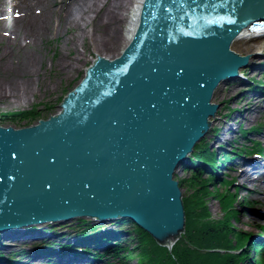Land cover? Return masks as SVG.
Segmentation results:
<instances>
[{
    "label": "water",
    "instance_id": "95a60500",
    "mask_svg": "<svg viewBox=\"0 0 264 264\" xmlns=\"http://www.w3.org/2000/svg\"><path fill=\"white\" fill-rule=\"evenodd\" d=\"M263 21L264 0H144L121 56L98 57L58 114L0 125V230L128 216L171 249L186 227L175 174Z\"/></svg>",
    "mask_w": 264,
    "mask_h": 264
},
{
    "label": "bare ground",
    "instance_id": "6f19581e",
    "mask_svg": "<svg viewBox=\"0 0 264 264\" xmlns=\"http://www.w3.org/2000/svg\"><path fill=\"white\" fill-rule=\"evenodd\" d=\"M130 2L131 0H56L54 5L50 6L47 4L46 0H20V3H16L15 5L12 4V9L21 8L20 11L22 15L15 14V17H17L18 19H13L10 17L8 24L4 22V25L13 28V33H10V35H8L9 37L7 38L8 46L10 47L6 48L0 56V69L4 70V74H6L7 76H31L33 74L38 73L39 71L37 68L38 64L41 61V57H39V44H41L43 40H45V38H49L52 35L59 36L62 32V29L66 28L69 25L78 28L81 32V36L83 39H86L88 36H90V38L94 42L96 51H98V55L96 58L101 57L103 55L101 54L102 49L104 51H107L108 49H110V47L111 49L115 48L118 42L124 38V34L121 29V25L125 21V15L123 13V10H125L126 4ZM143 2L144 0L136 1V13L134 18L129 21V28L127 30L128 34L130 35V38L133 37L138 27L139 14L141 12ZM54 6L60 8V10L58 16V24L52 28L53 11L51 8H53ZM93 13L94 16H92ZM89 27H91L90 30L88 29ZM258 33L259 30L255 27H252L244 35H242L239 38L237 44V48L239 49V51H254L259 46L264 44V40L244 43L246 37H249L250 35L257 36ZM85 53L86 52L79 53L77 57L73 58L75 61H72L71 63L65 61L66 57L63 56L61 58V62H59V65L61 66L63 71H65L69 67H75L78 61L85 58ZM257 54L258 53L249 56L246 55L250 58L248 61L249 65H254L258 63V61L253 60V58H257ZM236 76H232L223 84H221L214 98L219 95L226 101H230L236 97V93H241L242 90L240 89V87L236 86L234 83ZM260 78L263 77L260 76ZM253 83L254 82L250 83L248 86H251ZM24 85L25 82L10 80L8 86V88L10 87L9 92L13 91L15 93L14 95L10 92L13 96H19V90H22L20 86ZM5 90L8 91L6 87L4 85H1L0 83V98H11L12 95H8L7 97H5ZM263 104L264 95L257 97L254 102L250 101L249 99H246L244 106H242L241 108V110H243L244 112L240 113L239 111L238 118L233 119V121H229L228 116L226 115V120H224L223 124L219 125L216 129L212 131L211 128L217 122L218 117V113H215V115L211 117L210 129L205 133L202 140L198 142L194 147L192 153L189 155V161L185 162L177 170V173L175 174V179L177 175L181 174V172L185 170L193 171V174L197 173L195 168L191 167L193 166V164H191L192 162H190V160L195 158L197 147L205 146L198 144L201 143L203 139H205L208 135L212 134L211 136H209V139H213L215 141V144L212 143V145H219V147H221L220 152L222 153H218L220 157L222 159H225V162L227 164L233 163L232 161H235V163H237L232 165V167L226 169L224 171V174H228L230 176L239 175L241 177L240 184L242 188H244L245 190H248L250 188L251 191L249 192L255 194V201L263 204L264 155H259L258 157L250 154L255 153L254 149L256 148V143H264V124L262 126H257V129H260L261 132L250 130L252 127L244 128L245 124L249 125L251 123V120L256 117L257 114L254 113H257L258 111H260V114L264 113V108H262L264 106ZM240 117L241 120H239ZM258 117L259 116H257L255 119H257ZM221 128L224 133L216 137L217 132H219V129ZM256 134H262L261 139H259V137H256ZM241 139L244 141L246 147H244L243 145L238 146V144L240 143L239 141ZM214 154L217 155V153ZM207 155L210 159V153H208ZM215 165L216 164H214V166ZM247 173H251L253 176H248ZM248 182H251V184L255 185V187L251 189V185H247ZM179 184L181 186V182H179ZM76 218L72 217L67 220L57 221L56 223H67L71 221L73 222ZM78 218L81 219L84 217ZM90 219L92 220V222L89 223V225L83 223L81 225L82 229L79 230L77 227H74L77 223L75 221L74 226H69L70 228H73L71 234L67 233L58 235V233L56 232H51L47 230L41 231L42 226L44 224H39L34 225V227L37 228V233H34V236L30 235V237L32 236L31 238L28 234V227L20 228L19 230L21 232H16L17 228L15 227L3 229L0 230V236L6 238V243H8L9 241L12 242L8 243V246H6V249L10 251H15L16 245H18L19 248H23L27 245V243L39 244L41 242H44L45 240L58 241L61 237H66L69 240V247L71 249H74V251H72L71 253H63L62 257L58 256L57 258H47L40 257L39 254L38 257L40 258L37 259L31 258L25 251H23V254L21 255H23L22 259L25 264H97V261H93L91 259L92 257L94 258L97 256H101V254L95 255V245H100V243L102 242L113 244L120 243V241H125L129 234H132L131 231L128 230L127 226H134V224L137 228L146 232L131 217L128 216H117L111 218L107 217L104 218V220L100 218ZM109 223L110 225H108V227L107 224ZM116 226H118V228L120 227L122 237H120V234L117 232V228H115ZM59 228L60 229L57 231H60L62 229V227ZM108 230L110 232L106 234ZM40 234L44 239H41ZM74 234L77 235V238H75ZM126 234L128 235L127 237ZM8 236H12L11 238H13L14 240H10ZM26 239L28 240L26 241ZM157 243L159 245H162L159 242ZM100 247H103L100 250L101 253L106 252L108 248L109 251L114 252L112 254L113 257L117 258L119 254L118 250L116 251L113 247L108 246V244L106 246ZM53 252L56 253L57 251Z\"/></svg>",
    "mask_w": 264,
    "mask_h": 264
},
{
    "label": "rangeland",
    "instance_id": "374dc122",
    "mask_svg": "<svg viewBox=\"0 0 264 264\" xmlns=\"http://www.w3.org/2000/svg\"><path fill=\"white\" fill-rule=\"evenodd\" d=\"M136 1L137 0H131L130 3L126 4L125 10H123L125 21L122 23L121 29L123 31L124 38L119 42L117 41L118 44L115 46V48L111 49L110 47V49H108L107 51H104L102 49L101 54L105 53L117 58L121 56L124 49L130 43L131 38L127 30L129 28V21L134 18L136 13ZM46 2L48 5L52 6L56 2V0H46ZM16 3H20V0H0V56L6 48L10 47L8 46L7 38L9 37L8 35H10V33H13V28L4 25V22L8 24L10 17L13 19H18L17 17H15V14L22 15L20 11L21 8L12 9V4L15 5ZM51 9L53 11V28L58 24L60 8L54 6ZM92 16H94V13L92 14ZM88 29L90 30L91 27H89ZM245 39L246 40L244 41V43H250L264 40V36ZM83 52H86L85 58L78 61L75 67H69L65 71L62 70L59 62H61V58L63 56L66 57L65 61L71 63L72 61H75L73 59L74 57H77L79 53ZM240 53L245 56L256 53H258L257 57L261 54L264 55V44L259 46L254 51L243 50L240 51ZM39 55V57H41V61L38 64L37 68L39 72L31 76H7L6 74H4V70L0 69V83L1 85H4L8 90L4 91L5 97L15 94L13 91H10L12 94L9 92L10 87L8 88V86L10 80L25 82L24 86H20L22 90H19V96L12 95V97L9 99H3V97L0 98L1 126L15 127L18 129L28 127L37 124L42 119L47 120L51 116L59 113L61 110V103L63 102V99L71 91H73L85 77L88 67H90L93 64V61L97 59L96 57L98 55V51H96L94 42L92 41L90 36H88L86 39H83L80 30L73 27L72 25H69L66 28L62 29V32L59 36L52 35L49 38H45V40H43V42L39 44ZM258 59L259 58H253L254 61H258ZM243 70L245 71V74H247V76L251 78L253 77L254 81H259L260 79L264 80L263 75H261L263 78H260V76H258V73L254 71L252 65L242 67L240 69V72ZM245 101V95L241 93H236V97L230 101H226L225 99L217 95L214 100H212L213 103L219 105V109L217 111V122L211 128L212 131L219 125L223 124L224 120H226V115L231 119L238 118V113L234 112V110H239L240 108H242ZM33 111L37 113L36 119H34L33 121H20L19 117L17 118L16 122L13 121V114L30 113ZM254 114H257L256 117H259L257 119H255V117L254 121L251 120V123L249 125L245 124L244 128H251L260 124H264V113L260 114V111H258ZM239 120H241V117ZM211 135L212 134L208 135L198 145H205L208 147L209 152H215L217 146H214L215 141L213 139H209V136ZM256 137H259V139H261L262 134H256ZM239 142L240 143L238 144V146L243 145L244 147H246L242 139ZM212 143L214 144L212 145ZM233 164L234 163L228 164L226 168H220V173H218V177H215V180H212V173H208L210 171L201 172L203 171L201 170V173H199V175L202 178H205L207 181L201 182L200 185L197 186H191L190 180L194 176L193 171L185 170L181 172V174L177 175L176 179L179 182H184L181 184L183 199L184 197H190L191 195L193 196L199 194L200 197H203L205 199L206 205L209 207L212 215L219 219L225 218L227 214L224 207L225 201L223 196L227 194L226 199H228L230 195H233V200H235V207L237 210V218L233 219L234 227L238 231L245 232L249 235V240L245 243L238 242L236 238H233V241L235 242L237 252L240 255H243L245 251L251 254L247 259L248 261L242 264H252L255 257H253L255 250L250 247V243L255 241H264V228H262L264 227V203L261 204L255 201V194L249 192L251 191L250 188L248 190L242 188L240 184L241 177L239 175L230 176L228 174H224V171L230 168ZM247 174L248 176H253L251 173ZM247 185H251V189L255 187V185L251 184V182H248ZM74 220L77 222L75 226V221L67 223L48 222L42 226L41 231H43L44 228L51 232H57L58 234H71L73 228H70L69 226L77 227L79 230L82 229L81 225L83 223L89 224L92 222L90 218H76ZM108 225H110V223L107 224V226ZM59 227H62V229L60 231H57L60 229ZM115 228H118V226H116ZM127 228L131 231L132 234H129V236L126 234V237H128L121 243L123 244L124 249L122 248V246L120 249H118V258H114L112 255L114 252L109 251L106 252V254H104L105 257H103L106 261L99 260L97 264H140L139 262L142 261L141 256L139 255L141 246L138 245V241L136 240V237H138L136 234V230L138 231V228L135 224L134 226H127ZM29 232L31 231L29 230ZM120 237H122V235ZM102 248L103 247H99V250H101ZM9 251L10 250L6 248L0 249V253H3L1 254L4 257L3 259H5ZM3 262L5 261H1L0 264H6V262Z\"/></svg>",
    "mask_w": 264,
    "mask_h": 264
},
{
    "label": "trees",
    "instance_id": "16d2710c",
    "mask_svg": "<svg viewBox=\"0 0 264 264\" xmlns=\"http://www.w3.org/2000/svg\"><path fill=\"white\" fill-rule=\"evenodd\" d=\"M35 111L30 113L13 114V121L16 122L19 117L20 121L28 120L29 122L36 119ZM195 153L201 161L209 162L208 147L199 146ZM211 180V179H210ZM215 180V178H212ZM191 186L200 185L206 182L199 174L195 173L191 178ZM184 182H181V184ZM224 198V207L227 212L226 217L219 219L214 217L206 205L203 197L191 195L184 197L186 209V231L182 237L173 246L172 250L159 245L149 234L138 228L136 230V240L141 246L139 255L142 261L140 264H242L248 261L250 253L240 255L233 238L238 242H247L249 235L245 232L238 231L233 224V219L237 218V210L233 195ZM264 228V227H262ZM250 247L259 252L256 261L252 264H264V241L252 242ZM254 257V255H253Z\"/></svg>",
    "mask_w": 264,
    "mask_h": 264
}]
</instances>
